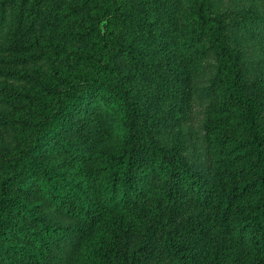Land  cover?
<instances>
[{"label": "rangeland", "instance_id": "374dc122", "mask_svg": "<svg viewBox=\"0 0 264 264\" xmlns=\"http://www.w3.org/2000/svg\"><path fill=\"white\" fill-rule=\"evenodd\" d=\"M198 3L0 0V180L7 158L32 137L46 99L44 81L54 68L88 72L89 62L78 58L99 45L93 27L108 38L104 79L125 95L126 126L141 167L137 198L123 211L118 233L127 253L111 264H202L224 236L211 197L235 171L224 151L246 137L223 104L221 59ZM203 14L219 20L222 41L237 54L244 91L264 101V0H203ZM121 138L93 98L44 144L42 160L57 164L72 153L110 150ZM232 216V232L248 253L241 213Z\"/></svg>", "mask_w": 264, "mask_h": 264}, {"label": "trees", "instance_id": "16d2710c", "mask_svg": "<svg viewBox=\"0 0 264 264\" xmlns=\"http://www.w3.org/2000/svg\"><path fill=\"white\" fill-rule=\"evenodd\" d=\"M198 1L197 14L207 21L210 41L221 59L223 104L231 107L246 137V142L224 151L235 171L219 180L211 197L224 236L218 235L202 264H264V101L244 91L237 54L222 41L219 20L203 14V0ZM92 36L99 42L96 50L78 58L89 62L88 72L68 68L65 75L54 68L52 78L42 85L46 99L31 139L7 158L8 173L0 180V264H111L127 253L119 249L118 233L123 211L137 198L141 167L134 135L126 126L125 95L104 79L108 38L95 27ZM93 98L122 135L119 144L45 163L44 144L74 109ZM236 210L248 253L230 227ZM184 261L191 263L188 255Z\"/></svg>", "mask_w": 264, "mask_h": 264}]
</instances>
